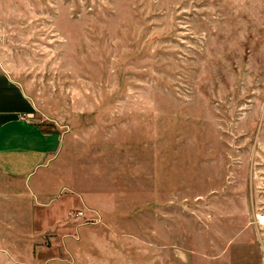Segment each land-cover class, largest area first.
I'll return each instance as SVG.
<instances>
[{
  "label": "rangeland",
  "instance_id": "rangeland-1",
  "mask_svg": "<svg viewBox=\"0 0 264 264\" xmlns=\"http://www.w3.org/2000/svg\"><path fill=\"white\" fill-rule=\"evenodd\" d=\"M2 6L0 68L62 145L0 183V264H264V0Z\"/></svg>",
  "mask_w": 264,
  "mask_h": 264
},
{
  "label": "crops",
  "instance_id": "crops-1",
  "mask_svg": "<svg viewBox=\"0 0 264 264\" xmlns=\"http://www.w3.org/2000/svg\"><path fill=\"white\" fill-rule=\"evenodd\" d=\"M3 1L0 0V27L4 24L1 15ZM31 110L32 105L24 89L5 69L0 68V183L9 182L10 191L14 193L19 186L12 184H30L31 178L40 168L45 169L62 145V135L32 120ZM34 193L40 202L45 200L42 189ZM19 204L17 210H11L10 221L5 222L10 228L18 226L17 211L25 207L24 211L29 213L38 206L29 199L21 200ZM27 215L30 220V213Z\"/></svg>",
  "mask_w": 264,
  "mask_h": 264
},
{
  "label": "built area",
  "instance_id": "built-area-1",
  "mask_svg": "<svg viewBox=\"0 0 264 264\" xmlns=\"http://www.w3.org/2000/svg\"><path fill=\"white\" fill-rule=\"evenodd\" d=\"M30 117H31V116H30ZM78 214H80V215H81L82 213H81V212H79Z\"/></svg>",
  "mask_w": 264,
  "mask_h": 264
}]
</instances>
